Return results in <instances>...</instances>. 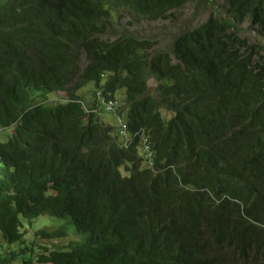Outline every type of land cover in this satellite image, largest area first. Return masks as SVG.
<instances>
[{"label":"trees","instance_id":"trees-1","mask_svg":"<svg viewBox=\"0 0 264 264\" xmlns=\"http://www.w3.org/2000/svg\"><path fill=\"white\" fill-rule=\"evenodd\" d=\"M185 1L0 0V237L18 243L0 261L264 264V60L237 35L244 20L264 33V0H212L172 56L103 38L116 11L157 19ZM101 80L175 173L141 167L86 110L79 90ZM43 214L62 222L34 238L74 236L67 249L29 244Z\"/></svg>","mask_w":264,"mask_h":264},{"label":"rangeland","instance_id":"rangeland-1","mask_svg":"<svg viewBox=\"0 0 264 264\" xmlns=\"http://www.w3.org/2000/svg\"><path fill=\"white\" fill-rule=\"evenodd\" d=\"M210 12H213V7L206 0H187L182 6L174 9L165 19L150 21L146 19H134L126 14L124 11H117L113 14V22L110 29L104 35V38L112 41L118 38L122 34H130L137 38L148 39L152 43L151 51L153 53L160 52L163 50H169L170 43L172 39L181 31L191 29L194 26L199 25L208 16ZM241 35L246 37L248 41L254 42L259 45L260 57H264V34L259 35L256 33L255 29L245 21L241 25ZM149 86L153 88L156 82L149 78ZM94 87L92 83L86 85L84 88L80 89L79 92L82 93L86 102L91 99ZM119 92L117 98L123 103L122 93ZM59 97H64L63 92L57 94ZM122 99V100H121ZM101 118L104 122L112 124L109 115H105L101 112ZM62 222L54 217L47 214L40 215L38 218L33 220L30 226H28L25 238L28 240L29 244L31 241L34 242L33 248L38 250V245L48 247V248H62L65 249L68 246V242L74 239V237L69 236L65 239L47 241L38 240L34 238L33 233L36 229L47 226H55ZM76 238V237H75ZM31 239V240H29ZM18 243L8 244L0 237V257H3L7 248H15ZM28 257V254L27 256ZM0 264H23L20 258L14 259L13 261H0ZM37 264V263H33Z\"/></svg>","mask_w":264,"mask_h":264},{"label":"clouds","instance_id":"clouds-1","mask_svg":"<svg viewBox=\"0 0 264 264\" xmlns=\"http://www.w3.org/2000/svg\"><path fill=\"white\" fill-rule=\"evenodd\" d=\"M206 1H209V4L213 7V12H210L208 14V16L210 14H215L216 13V9H219V8L222 7L220 4H216L212 0H206ZM179 7H177V8H179ZM177 8H174V9H177ZM174 9L168 10L167 13H166V15L164 17L157 18V19H146V18H140V17H137V16H130L126 11H124V12H126L127 15H129L131 18H134V19H146V20H150V21H155V20H162V19L167 18V16ZM208 16L199 25H201L202 23H204L205 20L208 18ZM245 21H248V20H244L241 24H239L237 26V35L241 39H244L247 43H249V44L251 43L253 45H257L254 42L248 41L246 37H243L241 35V30H242L241 29V25ZM248 23H249V21H248ZM199 25H197V26H199ZM111 26H112V24H111ZM194 27H196V26H194ZM252 27L255 29V31H256L257 34H259V35H263L264 34V33L259 32L257 30V26L254 27V25H252ZM193 28H191V29H193ZM191 29H187V30H191ZM184 31H186V30H183V31L179 32L172 39V41L170 43L169 50H163V51H160V52H168L172 56V44H173L175 38L180 33L184 32ZM104 35H103V38H104ZM123 35H130V34H122L119 37H121ZM130 36H132V35H130ZM132 37H134V36H132ZM134 38H136V39H138L140 41H147V43L150 45V48L148 50L150 54L159 53V52L153 53L151 51V49H152V43H151L150 40H148V39H142V38H137V37H134ZM114 40H112V41H114ZM255 56L257 57L256 59L258 61L261 60L263 62L264 57H260L259 48H258V52L256 53ZM83 66H84V61L81 62L80 67H83ZM149 78H152L156 82V84H155V86L153 88H150V86H149V81H148ZM88 84H90V83H88ZM102 84H103V81L101 80L99 86H95L94 84H93L94 87L91 86V88L93 89V93H92L91 99L89 101H87L86 104H85V102L82 101V104L85 106L86 110L88 112H93V113L97 114L99 116V118H100L101 123L104 126H108V127H111L112 128V133L116 135L120 146H122L124 148H128V147L134 145V142H135V145L134 146L136 147L137 154H138V156L141 159V167L146 168V169H149V171L153 175L160 174L165 169H168V168L171 169L175 173V170H174L175 168H174L173 165H167L166 167L156 166V164H155V151H153V149H152L151 141L149 139V135L147 133V130L144 127H139L135 131L134 130H130L128 128L127 118H126L125 109H124V104H125V90H124V88H120L117 91H115L113 94H109V93L103 91ZM146 84H147V87H148L149 91L152 92L156 88V86L158 85V82L154 79V77H152L151 75H149L147 77ZM120 91L122 93L123 103L116 96V95L119 94ZM79 93L82 94L81 92H79ZM54 98H59V100L63 101L61 99L62 97L55 96ZM83 99L86 101V99L84 97H83ZM101 112L104 113L105 115H109L110 116V120L112 121V124L113 125L108 124V123H106V122H104L102 120V118H101ZM162 113L166 116V119L170 118V116L172 115V113L167 112V111H162ZM123 173H125V172L123 171ZM185 188H187V187H185ZM71 237H74V236H71ZM53 240H55V239H51V240H47V241H53ZM65 249H67V248H65ZM238 252H239V250L236 252V254Z\"/></svg>","mask_w":264,"mask_h":264}]
</instances>
